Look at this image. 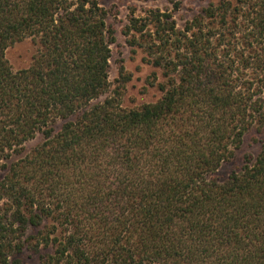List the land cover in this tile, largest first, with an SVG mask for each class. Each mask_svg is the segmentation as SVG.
Returning a JSON list of instances; mask_svg holds the SVG:
<instances>
[{
  "label": "trees",
  "instance_id": "16d2710c",
  "mask_svg": "<svg viewBox=\"0 0 264 264\" xmlns=\"http://www.w3.org/2000/svg\"><path fill=\"white\" fill-rule=\"evenodd\" d=\"M146 21L159 97L125 107L96 0H0V264H264V0Z\"/></svg>",
  "mask_w": 264,
  "mask_h": 264
},
{
  "label": "rangeland",
  "instance_id": "374dc122",
  "mask_svg": "<svg viewBox=\"0 0 264 264\" xmlns=\"http://www.w3.org/2000/svg\"><path fill=\"white\" fill-rule=\"evenodd\" d=\"M103 7L109 16V22L115 29L116 43L111 47V60L109 70V80L111 90L118 88L121 93L122 105L125 107H136L144 103L155 101L159 97V92L155 87L149 85L153 83L154 76L161 80V71L153 68L146 62V53L138 43L139 34L133 30L127 35V27L131 20L138 23H147V32L152 25H149L147 18L151 11L170 13L176 22L178 29L184 27L201 8L214 0H96ZM143 32V33H144ZM134 34L135 42L131 41ZM138 41V42H137ZM34 47L29 40H24L10 46L6 50V59L13 68L18 70L25 68L31 61ZM255 134L250 132L244 138L241 149L237 152L235 159L230 164L225 165L219 171L221 179L229 172L237 168L246 153L255 154L258 145L254 141ZM41 253L26 252L23 255L24 264H41Z\"/></svg>",
  "mask_w": 264,
  "mask_h": 264
}]
</instances>
